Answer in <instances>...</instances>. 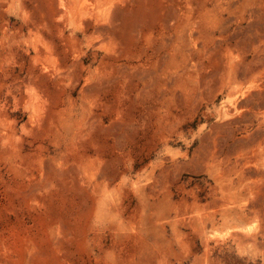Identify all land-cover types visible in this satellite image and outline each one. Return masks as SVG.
Here are the masks:
<instances>
[{
	"label": "rangeland",
	"instance_id": "obj_1",
	"mask_svg": "<svg viewBox=\"0 0 264 264\" xmlns=\"http://www.w3.org/2000/svg\"><path fill=\"white\" fill-rule=\"evenodd\" d=\"M94 3L0 0V264H264V0Z\"/></svg>",
	"mask_w": 264,
	"mask_h": 264
},
{
	"label": "bare ground",
	"instance_id": "obj_2",
	"mask_svg": "<svg viewBox=\"0 0 264 264\" xmlns=\"http://www.w3.org/2000/svg\"><path fill=\"white\" fill-rule=\"evenodd\" d=\"M61 1H63V0H61ZM88 1L89 0H70V7L69 8H71V10L72 11H75V13L76 12H79V13H85L87 10H89L90 8H88ZM93 1V3H94V0H92ZM65 2V1H64ZM103 2V1H102ZM105 2V1H104ZM68 3V2H67ZM66 3V4H67ZM91 3V2H90ZM89 3V4H90ZM95 3H96V0H95ZM95 3H94V5H95ZM102 4V3H101ZM91 5H92V3H91ZM90 5V6H91ZM100 6V5H99ZM98 6V7H99ZM103 6V5H102ZM97 7V8H98ZM88 8V9H87ZM101 8V7H100ZM95 9V8H94ZM91 10H93L92 9V7H91ZM58 11H60V10H58ZM90 12V11H89ZM72 13H74V12H72ZM87 13V12H86ZM78 14V13H77ZM87 14H89V13H87ZM74 15H76V14H74ZM83 15H85V14H83ZM107 15V14H106ZM263 25H264V23H263ZM263 27V26H262ZM261 51H262V49H261ZM264 54V53H263ZM237 88V87H236ZM233 95V91L232 90H227V93H226V96L227 97H231ZM228 100V99H227ZM264 120V118L262 117L261 119H260V122H262ZM248 122V121H247ZM264 122V121H263Z\"/></svg>",
	"mask_w": 264,
	"mask_h": 264
}]
</instances>
